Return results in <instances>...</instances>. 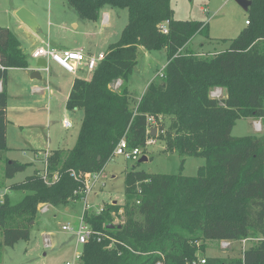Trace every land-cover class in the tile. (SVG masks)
<instances>
[{
	"label": "trees",
	"instance_id": "trees-1",
	"mask_svg": "<svg viewBox=\"0 0 264 264\" xmlns=\"http://www.w3.org/2000/svg\"><path fill=\"white\" fill-rule=\"evenodd\" d=\"M81 19L96 21L110 5L128 9V23L89 79L75 78L66 102L69 111L82 110L76 142L68 151L53 150L45 158L47 171L36 168L10 185L21 193L14 200L0 195V244L29 240L41 206L67 207L83 201L86 176L104 169L122 138L129 148L147 144V117L173 121L169 150L205 157L194 176L133 169L125 176V202L106 205L85 221L104 232L99 242L82 245L81 264H194L196 241H238L260 235L239 260L208 256L204 264H264V134L236 137L240 118H264V0H253L252 18L227 49L208 57L185 51L197 33L207 37L208 23L181 20L171 0H66ZM169 20V32L159 25ZM167 50L162 78L150 81L134 104L129 81L139 51ZM29 67L17 36L0 26V80L10 68ZM118 80L121 84L115 87ZM215 88L226 95L214 97ZM6 87L0 91V163L14 178L32 162L10 159L7 146ZM169 130V129H168ZM35 153L38 151L35 150ZM67 152V153H65ZM123 209L124 221L114 228L113 212ZM112 247H108L110 243Z\"/></svg>",
	"mask_w": 264,
	"mask_h": 264
},
{
	"label": "rangeland",
	"instance_id": "rangeland-1",
	"mask_svg": "<svg viewBox=\"0 0 264 264\" xmlns=\"http://www.w3.org/2000/svg\"><path fill=\"white\" fill-rule=\"evenodd\" d=\"M171 5L177 19L208 23L210 37L199 32L184 47L185 51L196 52L200 57H208L227 49L230 41L225 40L235 39L247 26L246 20L252 18L251 7L245 9L237 0H171ZM15 7H25L35 11L39 15L44 29H47L49 22L54 23L55 32L58 27L69 28V31L58 29L60 32L57 34L62 36L64 33V43L73 50L83 47L82 50L85 53L90 47L96 51L94 56L100 55L101 49L106 51V45L120 38V33L127 25L129 17L128 9L112 7L118 11L116 21L103 35L99 33L100 24L97 23L98 28L95 29L97 35L92 40L80 31L84 29L82 20L89 24H95L93 23L95 21L82 19L80 28L76 30L72 21L77 20L78 22L79 15L66 0H53L51 6L50 0H0L1 26L15 27L17 20L13 14ZM5 8H8L10 12L5 11ZM50 12L52 17L49 16ZM93 43H96V46H93ZM99 46L101 48H97ZM27 47L28 53L32 48L29 45ZM29 58L32 59L30 55ZM167 62L168 55L165 48L151 51L140 49L138 63L129 81V88L135 100L134 104L140 100L151 80L159 81L162 78L163 68ZM91 72L82 69L78 71L77 75H71L73 78L89 79ZM8 81L11 95L7 118L9 150L6 154L9 158L21 162L27 161L30 157L36 160L25 171L17 173L14 178H7L4 175V163H0V195L9 193L15 200L16 197H21V193L10 190L11 184L23 181L36 168H44L46 156L51 154L55 147L60 146V149L68 151L74 146L83 111L80 109L68 111L66 109L64 99L56 91L67 89L69 82L66 81L64 75L62 76L58 72H53L48 76L44 73L42 78H34L32 81L28 80V74L25 71L12 70ZM33 83L36 85L32 86ZM36 86L41 87V90H36ZM51 89L54 93H51ZM216 90L222 94L219 97L226 95L225 89L215 88L211 91L212 96L217 97L213 93ZM65 118L71 120V127L64 126ZM18 123H22L24 127H19ZM164 123L167 130L164 133H157L156 130L155 134L152 133V130L151 134L149 133L147 136L150 143L146 148H143L144 152L138 159H127L124 155H117L107 162L87 199L91 204V209L87 210L90 214L96 213L95 210L101 206L106 207L113 202L117 204L125 202V176L128 171L133 169L151 173H182L187 176L197 174L198 168L206 162L205 157L182 154L176 149L169 150L166 140L169 133H174V129L170 131L173 121L169 117H164ZM48 134L50 138H48ZM262 134H264V118H240L232 130V135L236 137ZM48 139H51L52 143ZM33 144L40 146L38 147L40 149H32L37 150V153L34 151L31 153L32 150L28 153L27 148L32 147ZM142 156H146L148 159L139 162ZM45 206L49 209L43 211L41 206L36 221L32 223L29 240H20L14 246L0 244V264H65V262L74 259L76 252H82V245L77 244L75 233L63 230L62 226L70 224L75 230L77 229L84 213L85 200L75 202L67 207ZM112 216L113 223H123V209L113 212ZM259 238L260 235H251L246 239L232 240L228 246H223L219 240L196 241V245L200 246L201 250L197 253L198 260L195 262L201 263V260L208 256L239 260L243 251L249 245L255 244Z\"/></svg>",
	"mask_w": 264,
	"mask_h": 264
},
{
	"label": "crops",
	"instance_id": "crops-1",
	"mask_svg": "<svg viewBox=\"0 0 264 264\" xmlns=\"http://www.w3.org/2000/svg\"><path fill=\"white\" fill-rule=\"evenodd\" d=\"M53 3V0H50V6L51 4ZM108 6L110 5H106L104 6L102 9H101V12H100V16L98 18V20H96L95 24H89L88 22L86 23L85 20H82L79 16H78V22L77 20H73L72 21V25L76 28V30H78L80 28V24L82 23L83 24V27L84 29L82 31H80V33L84 32L83 34L87 37V38H91L92 40H94V38L96 37V31L95 29L98 28L97 26V23L100 24L99 26V33H102L101 35L105 34V31L108 30L112 25L113 23L116 21L117 19V16H118V11L114 8H112V6L109 8ZM21 8H25V7H15V10H14V15L16 17V25L14 28L12 27H7V26H2V27H7L9 28L16 36L17 38L19 39L20 43H21V47L23 49V51L28 54V56L30 55L32 57L29 58V67H25V68H10L8 70V78H7V83L6 85L4 86V83L0 80V91L3 90L4 87H6L7 89V92H8V101H7V118H8V110H9V107H10V104H9V97L11 95V90H10V85H9V76H10V71L12 70H19V71H25L27 74H28V80H34V78L32 77L33 76V73L34 71H37L39 73V77H35V78H42L43 74L46 73V75H51V73L53 72H58L59 74H61L62 76L64 75L65 78H66V81L69 82V85L66 88H64V90H58L56 91L57 94L59 96H61L63 99H64V102L66 104L67 102V98L69 96V93L72 89V86H73V83H74V80L75 78L77 77H72L71 72H68L66 69H64L60 64H58L55 60L53 59H50V58H43V57H40V58H35L33 57L32 55V52L40 47V46H45L47 44L51 45L53 48H56L58 50H64V49H69V50H73L71 48H69L67 46V44L64 43V33L62 34V36H60L59 34H57V32H60V30H58L59 28H61L63 31H69V28L67 27H58L56 30V32L54 31L53 27L55 26L53 22H49L48 23V27L47 29H44L42 27V24H41V21H40V18H39V15H37V13L35 11H31L29 10L36 18V21H37V28L36 29H32L30 26H28L26 23H24L17 15V12L18 10H20ZM27 9V8H26ZM51 10V8H50ZM5 11L7 12H10V10L8 8H5ZM50 17H52V13L50 12L49 14ZM82 20V22H81ZM247 22V20H246ZM128 23V22H127ZM247 24V23H246ZM1 26V25H0ZM124 26V25H123ZM123 30V29H122ZM122 32V31H121ZM56 33V34H55ZM98 33V34H99ZM46 34V35H45ZM121 35V33H120ZM106 37V36H105ZM120 37V36H119ZM101 40V39H100ZM116 42V41H115ZM114 43V42H110L107 46V49L109 48V46ZM94 45L93 46H96V43H93ZM30 46V48H32L31 51H29L27 53V49L28 47L27 46ZM65 47V48H64ZM97 48H101L100 46L97 47ZM80 49H83V47H81ZM96 51H93L90 47L88 48V51L86 52L87 55H90V56H94L96 55L95 53ZM106 51H99L100 54H104ZM30 53V54H29ZM33 60V61H32ZM45 60L47 62V65L46 66H43L44 63H45ZM73 75H77V74H73ZM92 75V73H91ZM152 81V80H151ZM61 83V82H60ZM35 83H33L32 86H34ZM36 85V84H35ZM36 90L37 89H40L41 90V87L39 86H36L35 87ZM147 88V87H146ZM146 90V89H145ZM43 91V90H42ZM51 93H54L53 90L51 89ZM67 109V108H66ZM68 110V109H67ZM69 111V110H68ZM75 111V110H74ZM83 118V117H82ZM69 120L71 121L69 118H65V120ZM19 127H24V125H22V123H18ZM65 126V125H64ZM48 138H50L49 134L47 135ZM48 141H50V143H52V140L51 139H48ZM8 142H9V127L7 126V146H8ZM32 144V143H30ZM32 147L30 148H27L28 153L32 150V149H40L38 147L40 146H34L31 145ZM51 148V147H50ZM56 149H60V146L59 147H55L54 150ZM34 150L31 151V153L33 152ZM53 151V150H52ZM34 155V154H33ZM34 157V156H33ZM11 159V158H10ZM27 160V159H26ZM36 160L34 159H31V157L27 160V161H23V162H32V164H34Z\"/></svg>",
	"mask_w": 264,
	"mask_h": 264
},
{
	"label": "built area",
	"instance_id": "built-area-1",
	"mask_svg": "<svg viewBox=\"0 0 264 264\" xmlns=\"http://www.w3.org/2000/svg\"><path fill=\"white\" fill-rule=\"evenodd\" d=\"M169 23H170V21L166 20L159 25V29L161 30L162 33L167 34L169 32ZM247 23H248V21H247ZM32 55L35 58L43 57V58L53 59L58 64H60L64 69H66L68 72H71L73 74H78V71L82 70V69H86L87 71H90V72L93 71L96 68L99 61L102 60L104 57V54H100L98 56L87 55L82 49H79V50H69V49L58 50L56 48H53L49 44L36 48L32 52ZM120 84H121V81L118 80L113 85L115 87H118ZM0 86H1V84H0ZM217 90L219 91L220 89H217ZM217 90L215 92L213 91V93L216 94L215 96L219 97L222 94L217 92ZM161 122H163L162 116H159L157 118L153 115H149L147 117V134H149V133L151 134V131L153 130L154 127L157 128V133H160V132L164 133V130L160 129ZM64 125H65V127L69 128L72 126V122L66 119V120H64ZM256 127H257V125H256ZM258 127H259V125H258ZM148 143H150V140H147V144ZM143 152H144V149L141 146L129 148L128 143H127V139L124 137L117 144V146L113 152L112 157L117 156V155H124L127 159L136 160L139 158V156H141L143 154ZM46 171H47V166L45 164V166H44V173H45L44 176L45 177H46ZM102 171L86 176V187L84 189L85 196L83 198V201L85 200L84 212L87 210L89 211L91 209V204L88 203L87 199H88L89 195L92 193L94 185L98 181ZM42 207H43L42 208L43 211H46L49 209L45 205ZM104 208H105L104 206H101L100 208L96 209L95 212L97 214H99V213L104 211ZM62 229L66 230V231H73L76 235V242L78 245H83V244L87 243L90 239H95V240L101 242L105 238L104 232H102L100 230L93 229L85 221L84 213L81 217L80 223H79L76 230L70 224L63 225ZM221 243L223 246H228L231 244V242L228 240H223V241H221ZM112 246H113V243L111 242L108 245V247H112ZM81 255H82V252H76L74 259L72 261L65 262V264H81ZM205 261H206L205 259H202L201 263L194 262V264H204ZM156 264H162V263H161V261H159Z\"/></svg>",
	"mask_w": 264,
	"mask_h": 264
},
{
	"label": "water",
	"instance_id": "water-1",
	"mask_svg": "<svg viewBox=\"0 0 264 264\" xmlns=\"http://www.w3.org/2000/svg\"><path fill=\"white\" fill-rule=\"evenodd\" d=\"M237 2L244 7L245 9H249L251 7V5L253 4V0H237ZM18 17L24 22L26 23L28 26H30L32 29H36L37 28V21L35 16L26 8H21L20 10H18L17 12ZM47 62L45 60V63L43 66H46ZM39 73L37 71H34L33 73V78L35 77H39ZM157 128H153V134L156 133ZM148 158L146 156H142V158L139 159V162H143L146 161ZM117 224L115 223H111L108 225L109 228H114L116 227ZM119 227H121V224H119Z\"/></svg>",
	"mask_w": 264,
	"mask_h": 264
}]
</instances>
